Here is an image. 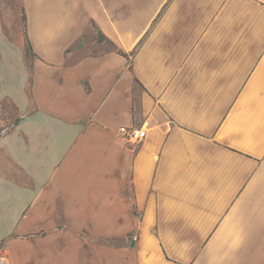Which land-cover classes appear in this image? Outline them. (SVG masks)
I'll return each instance as SVG.
<instances>
[{"label":"crops","instance_id":"crops-1","mask_svg":"<svg viewBox=\"0 0 264 264\" xmlns=\"http://www.w3.org/2000/svg\"><path fill=\"white\" fill-rule=\"evenodd\" d=\"M22 3L29 53L0 10L10 264H264V0ZM99 33L136 55L82 54Z\"/></svg>","mask_w":264,"mask_h":264},{"label":"rangeland","instance_id":"rangeland-1","mask_svg":"<svg viewBox=\"0 0 264 264\" xmlns=\"http://www.w3.org/2000/svg\"><path fill=\"white\" fill-rule=\"evenodd\" d=\"M0 10L3 15L5 31L7 35L11 38H19L25 45L27 53H29V47L26 42L25 33V22L23 14V3L22 0H0ZM82 41L79 46H82ZM112 46L107 41L96 42L90 46H83L81 48L82 54H97L100 52L108 51ZM0 109L5 110L6 113L12 114V109L9 103H4L3 106L0 105ZM128 243V240L124 239H108L101 238L99 243L110 246H121L124 243ZM2 251V246L0 245V253ZM89 254V253H88ZM87 256V253L85 254ZM84 264H88L86 261Z\"/></svg>","mask_w":264,"mask_h":264},{"label":"built area","instance_id":"built-area-1","mask_svg":"<svg viewBox=\"0 0 264 264\" xmlns=\"http://www.w3.org/2000/svg\"><path fill=\"white\" fill-rule=\"evenodd\" d=\"M120 134L127 139H134L136 141L142 140L145 136V130L142 127H123L120 129ZM0 264H10L9 260L0 253Z\"/></svg>","mask_w":264,"mask_h":264},{"label":"trees","instance_id":"trees-1","mask_svg":"<svg viewBox=\"0 0 264 264\" xmlns=\"http://www.w3.org/2000/svg\"><path fill=\"white\" fill-rule=\"evenodd\" d=\"M23 14H24V22H25V26H26V15H25L24 8H23ZM100 41L101 42L107 41L112 46V48L109 51H113V52L120 54L121 56L125 57L128 60V62H130V58L135 56L137 53V51H134L131 54H127V53L123 52L122 50L118 49L117 46L113 42L106 40L105 37L101 33H99V42Z\"/></svg>","mask_w":264,"mask_h":264}]
</instances>
